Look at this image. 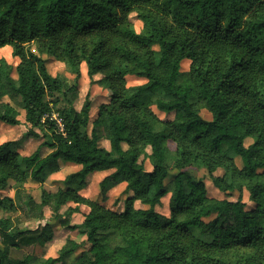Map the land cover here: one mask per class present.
I'll list each match as a JSON object with an SVG mask.
<instances>
[{"label":"trees","instance_id":"16d2710c","mask_svg":"<svg viewBox=\"0 0 264 264\" xmlns=\"http://www.w3.org/2000/svg\"><path fill=\"white\" fill-rule=\"evenodd\" d=\"M4 46L18 62L0 57V121L18 124L24 110L23 137L47 130L50 151L21 154L16 141L0 143V191L10 180L18 190V202L0 195V264H264V0H0ZM43 55L63 62L74 83L52 75ZM84 71L99 74L108 95L92 121L88 93L79 109L68 99ZM128 75L145 81L128 85ZM59 160L80 167L55 190L41 188L39 201L22 192ZM192 168L223 193L247 190L254 206L209 195ZM108 169L100 193L124 182L120 210L81 193L87 174ZM167 193L168 216L156 209ZM46 207L61 230L85 239L66 236L55 256L10 258L11 248L42 246L55 229L19 228L5 213L21 208L41 220ZM75 213L81 222L72 223Z\"/></svg>","mask_w":264,"mask_h":264},{"label":"rangeland","instance_id":"374dc122","mask_svg":"<svg viewBox=\"0 0 264 264\" xmlns=\"http://www.w3.org/2000/svg\"><path fill=\"white\" fill-rule=\"evenodd\" d=\"M129 18L130 21L133 23L135 29L139 31L142 26V22L137 18L136 13L131 12L129 14ZM0 57H4L8 62L12 63L13 65H15L18 62V58L13 57L11 55L10 46H4L0 48ZM43 57L45 59L46 66L52 75H59L64 77L69 85H72L74 83L75 74L68 71L63 62L55 59L52 56L43 55ZM189 63L190 61L188 59H184L181 62V70L183 71V73L188 71ZM13 75L15 76V73H13ZM98 78H99V74H96L90 79L84 71L78 81L77 91L70 92L68 94L69 101L77 109H79L85 100L86 94L88 93L89 99L91 100L90 121H92L96 117L99 105L103 102L108 101V95L106 90L97 83ZM126 81L128 85H136L143 83L145 81V78L128 75ZM3 100L8 101V98L4 97ZM63 105H67V102L60 99L57 103V106L60 107ZM151 108L155 113H157L163 119H173L174 117L173 112L160 111L153 104L151 105ZM200 113L202 117L205 119L211 118V114L205 108H202L200 110ZM19 119H20V123L15 125L3 123L0 121V143L6 140H14L17 142L16 147L21 154H30L36 149H39L41 156L46 155L48 151H50V148L47 145L43 144V140L46 138L44 136V133H48L47 130H39L36 128V130L41 133L40 138L38 137L24 138L23 133L27 131L28 126L24 122V110L22 109H20ZM251 141H252L251 137L245 138L246 145L251 143ZM98 143L100 144V146H103L106 149L110 148L109 141L103 137H101L98 140ZM123 147L125 148L126 144H123ZM236 162L238 165H241V160L239 157L236 158ZM76 165L77 164L71 161L66 162L64 160H61L59 162V166H60L59 169L55 172L48 173L45 176V181L43 183H39L38 181L28 179L23 185L22 192L25 195H30L35 200L39 201L41 188H45L47 190H55L58 186H62V180L68 173L74 171L75 167L78 168L79 165L78 166ZM145 167L147 169L150 168V164L147 160L145 161ZM191 171L197 178H200L205 183L207 193L209 195L216 197H225L231 201H236L238 199H241V201L245 203L246 208H252L254 206L253 202L249 200L247 190L244 189L241 193H239L238 191L223 193L220 190H218L216 187H214L211 181V177L205 169L192 168ZM111 172L112 169H108L99 172L93 171L87 174L85 177L86 185L83 189H81V193L85 197L97 200L111 209L120 210L123 207L122 199H124L128 195L124 192L125 189L124 182L112 186L105 197H103L100 193L99 182ZM221 172L222 170L218 169L214 172V174H220ZM168 181L169 178H167L165 182L168 183ZM17 192L18 190H16L14 182L10 180L8 186L4 190L0 191V195L1 196L9 195L15 198L16 202H18V196H16ZM24 194L21 197L22 200L25 199ZM169 195L170 193L164 195L161 198V203L156 207L157 211L167 216L169 215V204H168ZM137 204L138 202H136L135 205ZM44 213H45L44 218L41 220H36L34 218L29 217L25 212V210L21 208H19L17 211L5 213V215L9 214L11 217L17 218L18 221L17 226L19 228L41 227V225H43L45 222H48L52 224L55 229L53 238L42 246L31 244L28 246H21L19 248H11L9 250L10 258L12 259L22 258L26 255H34L35 257L55 256L58 248L61 246L66 236H70L78 241L85 239V236L80 234L77 230L74 231L61 230L53 221L51 217L52 212L50 208L48 207L44 208ZM82 219H83L82 215H75L74 218H72V223H79L80 221H82Z\"/></svg>","mask_w":264,"mask_h":264},{"label":"built area","instance_id":"2783aa9c","mask_svg":"<svg viewBox=\"0 0 264 264\" xmlns=\"http://www.w3.org/2000/svg\"><path fill=\"white\" fill-rule=\"evenodd\" d=\"M49 117L55 121L58 130L63 132L62 119L58 116V113L54 111L49 115Z\"/></svg>","mask_w":264,"mask_h":264},{"label":"crops","instance_id":"0c3cea01","mask_svg":"<svg viewBox=\"0 0 264 264\" xmlns=\"http://www.w3.org/2000/svg\"><path fill=\"white\" fill-rule=\"evenodd\" d=\"M48 152H49V151H48ZM60 161H61V160H60ZM60 161H59V162H60ZM76 166H78V165H76ZM77 169H79V166H78V168L75 167V170H77ZM75 170H74V171H75ZM95 172H99V171H95ZM75 215H81V214H79V213H75V214L73 215L72 218H74ZM80 222H81V221H80Z\"/></svg>","mask_w":264,"mask_h":264}]
</instances>
